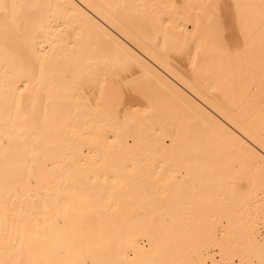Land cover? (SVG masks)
Listing matches in <instances>:
<instances>
[{"label": "snow or ice", "instance_id": "1", "mask_svg": "<svg viewBox=\"0 0 264 264\" xmlns=\"http://www.w3.org/2000/svg\"><path fill=\"white\" fill-rule=\"evenodd\" d=\"M57 7L52 0H0V264H264V97L261 150L245 131L242 159L213 169L207 183L189 177L186 225L168 217L157 225L154 215L145 224L160 237L154 250H139L133 240L126 246L117 194L132 202L149 191L133 164L125 163L121 175L112 159L97 195V168L108 164L121 136V147L130 150L144 140L156 98L129 63L108 57L83 63L75 44L71 54L60 52L48 29ZM154 7L165 9L152 24L165 51L171 42L194 69L203 54L211 71L258 49L264 86V0ZM225 19L233 24L232 40L224 35ZM251 71V62L241 63L233 86L246 87ZM179 138V131L167 135L171 143L154 150L167 153Z\"/></svg>", "mask_w": 264, "mask_h": 264}, {"label": "bare ground", "instance_id": "2", "mask_svg": "<svg viewBox=\"0 0 264 264\" xmlns=\"http://www.w3.org/2000/svg\"><path fill=\"white\" fill-rule=\"evenodd\" d=\"M52 2L58 7L52 10L48 29L60 52L71 54L72 44H75V55L83 63L101 57L129 63L145 82L146 90L156 98V113L150 114V119L155 122L151 129H146L144 140L130 150L121 147L120 141L124 139L121 136L108 164L97 168L99 195V189L104 186V175L112 171V159L120 166L121 175L126 172L125 163L134 165L139 183L148 189L149 197H137L129 202L125 193L117 194L122 209L120 227L126 246L128 240H133L139 250H154L153 241L161 242L160 237L156 230L145 224L154 215L157 225L164 217L170 221L175 219L178 225L187 224V203L191 200L192 187L190 176L202 177L207 183L213 176V169L218 172L233 159H242V147L249 143L245 131L251 134V142L257 151L261 150L260 109L264 86L260 77L259 50L249 53L242 61H234L232 66L217 65L211 71L207 70V65L212 62L201 54L194 69L192 59L187 54H178L171 42L165 51L163 38L158 40L152 27L154 16L165 11L154 6L171 4L174 0ZM222 23L224 35L229 40L234 39L231 20L225 19ZM176 38L183 43L182 37L177 35ZM192 56H196L194 47ZM250 62L252 71L247 74L246 87H234L233 73L241 63L247 68ZM86 130L97 131L91 125ZM177 131L180 138L175 149L167 153L154 150L160 142L171 143L164 138ZM99 143L104 145L103 136ZM108 184L111 185V180ZM192 219L195 223V218ZM172 243L175 249L178 241L174 239Z\"/></svg>", "mask_w": 264, "mask_h": 264}]
</instances>
